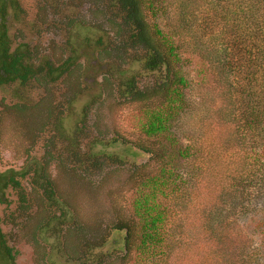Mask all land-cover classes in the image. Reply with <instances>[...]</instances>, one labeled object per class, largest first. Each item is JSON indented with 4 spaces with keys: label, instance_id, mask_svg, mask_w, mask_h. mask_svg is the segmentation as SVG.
I'll return each mask as SVG.
<instances>
[{
    "label": "trees",
    "instance_id": "obj_1",
    "mask_svg": "<svg viewBox=\"0 0 264 264\" xmlns=\"http://www.w3.org/2000/svg\"><path fill=\"white\" fill-rule=\"evenodd\" d=\"M51 1L71 6V0H44L45 4ZM86 4L81 16L65 15L64 28L69 32L79 22L107 33L108 41L97 51L95 60L105 68V81H110L114 72L120 75L117 91L122 102L143 104L146 119L141 130L146 142L136 147L157 165L158 171L134 176L136 164H131L130 180L138 186L131 215L115 218L109 227L95 228L97 232L74 218L63 233L64 247L77 259L87 260L90 247L103 245L111 230L124 233L122 247L110 253V261L97 258L91 264H111L116 258H131L137 264H168L171 258L175 264H186L192 250L203 255L200 244L207 245L201 264H264V223L258 224L260 237L253 245L243 236L235 238L227 225L213 228L206 222L198 231L187 227L191 212L197 215L203 210L197 211L193 205V177L183 167L191 146L173 130L186 109L189 82L181 67V52L190 47L192 53L206 56L214 88L222 87L218 117L221 124L232 129L226 143L247 145L250 140L255 148L256 171L264 165V0H90ZM67 41L65 48L61 47L64 57L60 54L55 61L42 60L41 51L31 52L28 43L12 50L7 31L0 40V88L19 83L18 99L12 108L28 119L31 144L27 153L38 140L43 141L41 164L34 161L19 173L20 178L14 175L7 180L5 187L16 192L14 209L7 216L19 221L32 219L29 193L21 184V179L31 176V188L41 192L45 214L43 220L37 219L36 228L57 214L53 207L59 195L49 174L50 163H57L66 175L75 177L91 176L103 165L121 166L123 162L114 160L113 155L83 152L79 143L82 137L92 143L102 141L99 135H88V115L94 100L84 109L78 131L82 137L74 135L73 142H68L58 130L59 118L66 110L62 102L56 103V92L63 86L73 96L86 86L85 65L71 55ZM132 62L156 74L149 85H140L136 74H125L122 66ZM38 89L47 98L40 96L32 101L30 93ZM44 102L45 117L39 111L40 118L32 121L38 115L28 111L41 109ZM202 214L207 216L205 211ZM5 222L0 216V243L15 264V250L2 230Z\"/></svg>",
    "mask_w": 264,
    "mask_h": 264
},
{
    "label": "rangeland",
    "instance_id": "obj_2",
    "mask_svg": "<svg viewBox=\"0 0 264 264\" xmlns=\"http://www.w3.org/2000/svg\"><path fill=\"white\" fill-rule=\"evenodd\" d=\"M89 1L71 0V6L66 7L59 5L60 1L45 4L44 0H0V40L7 31L12 50L28 43L31 52L41 51L42 60L59 61L60 54L64 57L65 53L61 47L65 48L68 40L71 55L85 65L83 76L86 86L82 90L80 88L73 96H69L63 86L59 92L55 91L58 93L56 103L62 102V109L66 110L58 122L61 136L68 142H73L74 135L83 136L78 131L85 117L84 109L94 100L88 115V135H99L102 141L92 143L82 137L79 143L83 152L105 153L113 155L114 160L123 161L121 166L103 165L91 176L81 174L75 177L66 175L57 163H50L49 174L59 195L53 207L56 216L36 228L37 219L45 215L41 209L43 201L41 192L31 188V176H26L21 179V184L29 193L32 219H9L7 215L14 209L16 192L9 186L5 187L7 180L14 175L20 178L19 173L26 171L34 161L41 164L43 141L38 140L30 154L27 153L26 148L31 144V133L26 124L28 119L12 108L18 99L19 83L0 88V216L6 220L2 230L7 234L8 244L15 250V264H91L97 258L110 261V253L122 247L123 232L109 230L108 240L103 245L91 246L87 251L89 259L80 260L79 254H76L79 259L72 256L73 252L62 242L68 223L75 218L94 229H101L109 227L115 218L131 215V202L137 196L138 186L130 180L129 166L136 164L134 176L158 171L157 165L148 161V156L136 147L146 142L141 130L146 119L143 104L122 102L117 91L120 75L114 72L110 81H105V68L95 60L97 51L108 41L107 33L79 22L69 32L64 28L65 15L81 16L86 12ZM184 48L181 67L189 82L185 89L186 109L173 130L184 144L191 146V155L183 167L189 169L193 177L194 207L197 211L207 212V216H203V211L197 215L191 212V223L187 227L198 231L206 222L213 228L227 225L232 234L237 235L235 238L243 236L253 245L260 237L256 228L264 223V165L256 171L255 148L250 140L247 145L236 141L234 145L226 143L232 129L221 124L218 117L217 110L223 100L222 87L214 88L206 56L192 53L190 47ZM1 54L0 42V57ZM122 67L126 75L136 74L143 86L149 85L156 76L154 72L143 70L139 62ZM34 91L30 93L32 101L40 96L47 98L43 90ZM45 105L44 102L41 109L28 111L38 115L33 116L32 121L40 118L39 111L45 117ZM143 163L146 165L141 166ZM199 247L204 255L207 245L200 244ZM189 255L188 264H201L203 255L198 251L192 250ZM107 261H103L104 264H110ZM173 261L169 258L168 264H175ZM0 264H12L1 243ZM111 264L137 262L131 258H116Z\"/></svg>",
    "mask_w": 264,
    "mask_h": 264
}]
</instances>
